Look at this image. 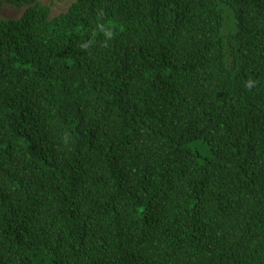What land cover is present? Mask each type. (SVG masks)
<instances>
[{
	"label": "trees",
	"instance_id": "trees-1",
	"mask_svg": "<svg viewBox=\"0 0 264 264\" xmlns=\"http://www.w3.org/2000/svg\"><path fill=\"white\" fill-rule=\"evenodd\" d=\"M0 264H264V0H0Z\"/></svg>",
	"mask_w": 264,
	"mask_h": 264
},
{
	"label": "rangeland",
	"instance_id": "rangeland-1",
	"mask_svg": "<svg viewBox=\"0 0 264 264\" xmlns=\"http://www.w3.org/2000/svg\"><path fill=\"white\" fill-rule=\"evenodd\" d=\"M74 1L75 0H43V3L51 7V14L52 17H54L62 12H66ZM1 12L4 18H18L22 16L24 9L18 10L14 6L6 5L2 8Z\"/></svg>",
	"mask_w": 264,
	"mask_h": 264
}]
</instances>
